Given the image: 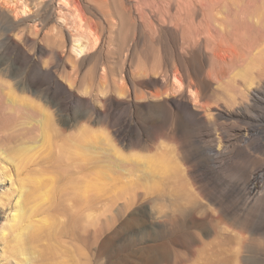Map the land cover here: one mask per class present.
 <instances>
[{"label":"rangeland","instance_id":"1","mask_svg":"<svg viewBox=\"0 0 264 264\" xmlns=\"http://www.w3.org/2000/svg\"><path fill=\"white\" fill-rule=\"evenodd\" d=\"M180 1L0 0V264H149L169 242L186 264H264V0H219L222 45L182 37ZM27 185L26 223L49 228L19 248L2 230ZM75 188L89 238L54 258L74 202L52 203Z\"/></svg>","mask_w":264,"mask_h":264},{"label":"bare ground","instance_id":"2","mask_svg":"<svg viewBox=\"0 0 264 264\" xmlns=\"http://www.w3.org/2000/svg\"><path fill=\"white\" fill-rule=\"evenodd\" d=\"M169 1L173 2V0H169ZM218 1L219 0H181L179 5H178V8H177L178 11L176 13V16H172L171 14H170V16L167 15V16H169L168 17L169 19L167 18V20H170V24H175V26H177L176 27L177 29L179 27L181 30L182 37L185 39L187 38V40H189L191 38L190 39L191 41L193 39H195V40L198 39V41L201 42L204 38L203 41H205L207 44L208 43L209 44L210 43L211 44L216 43L215 45H217V44L222 45L224 43V41H226V40H227L226 42L229 41L228 38L232 39L233 35L231 34V37H229L230 35H229V33H227L229 30H227L228 28L226 27V25L224 26L226 29L224 27H222V25H224V21L226 20V22H227V18L221 17L223 15V13H222V15H220V13L217 14L218 5L221 4L220 7H222V5H224V3L222 2L224 0L219 1V2ZM224 2L226 3V1H224ZM225 7H226V5H225ZM224 10H222V11L224 12ZM237 11L238 10H236V12ZM219 12H221V10ZM217 15H219V18H221L222 20L221 19L219 20ZM4 23H6V22H3V24ZM219 25H221L220 27L225 29V30L220 29ZM4 27H7V26L4 25ZM18 27L19 26H13L12 28L8 27L7 30L10 32H13V31H16L18 29ZM178 31H179V29H178ZM234 34H236V33H234ZM16 35L18 36V35H20V33L18 32ZM10 36L11 35L8 33L5 35L4 38L6 39L5 40L6 43L9 42L10 40H12V38H10ZM234 36L238 37V35H234ZM231 39H230V41H231ZM191 41L190 42L188 41L189 45H190ZM199 44H201V43H199ZM191 45H192V43H191ZM219 47H221V46H219ZM249 47H251V46H249ZM12 96L14 98L13 101H18L20 99V97H18V95H16V93H14V92L12 93ZM51 123H52L51 120H49L47 123H45V128L51 127V125H52ZM0 130H2L0 132L5 133V135H6V133L8 134L11 129L7 125L6 126L3 125V126H0ZM5 135L3 138H4V140H6L8 142L13 141L14 139H16V140L19 139V137H17L15 134H12L11 136H5ZM45 139H46V137H45ZM48 139H50V138H48ZM22 149L23 148H19V153H21ZM2 155H4V153H0V156H2ZM25 161L27 162V159H25ZM100 179H101V177H100ZM103 179H104V177H103ZM75 189L76 190L74 191V193H70V192L66 193L67 194L66 196H64V194L62 196H60L61 193H58L59 194V197L57 196L58 199L52 203V204H54L55 207H57L61 204L62 198H67L68 201L74 202L70 205V210H71L70 216L69 215L66 216L69 218L67 225L62 223L64 225H62L59 233H54V234L51 233L49 235V238L50 239L54 238L55 243H57V245L54 244V258L64 256V253H62V252L59 253V249H57L58 246H61V242L64 243V241H63L64 238L69 237V238H72L74 240L83 241V242H85L89 238V230H90L89 228L90 227L86 224V220L88 219V218H86L87 214H85L86 210H83V207H87L88 204H90V202L87 201V197H84V195H86L85 193L87 192V190L86 189L83 191L81 190L80 191L81 193H80L79 192L80 189H79L78 190L79 194H78L77 193L78 188H75ZM72 190H74V188ZM25 191H27V192H25ZM1 193H4V190L2 188L0 189V194ZM2 195L3 194H1L0 197H2ZM35 195H36V189L33 188V189L29 190L28 185H27L24 192L21 194V197L19 200L20 206H18V208H16V212L14 214H12L13 218L9 219L8 217L10 215L9 216L7 215L8 217L5 219L4 225L7 226V228H3L2 232L8 238L11 237L12 240L17 242L19 248H22L24 243L39 241L42 238L43 233L46 231V229L49 228V226L44 227V226H38V225L34 224V222H40V221H31V222L26 223L28 219H31L32 215L33 216L38 215L37 213H35L39 210V205L37 203ZM81 197H82V199L84 197V199L81 200ZM85 198H86V201H84ZM82 201H84V202H82ZM24 203H26L27 206H31V205L35 206V212H32L31 217L27 213L21 212L22 206ZM53 207H52V209H53ZM57 213H58V215H61L63 217V214L61 213V209L58 208ZM95 225L100 226L102 224L100 221H97L93 225L94 234L96 236H100L102 234V231H100V229L95 227ZM54 229H55V225H54ZM170 245L171 244L169 242V244L165 243L159 247H153L152 246V248L150 249L151 255H149V264H186V260H185V258L182 257V254L177 253L173 248L171 249L172 245L171 246ZM76 251H77V255L78 256L80 255L82 258L84 253L81 252V249H78ZM65 264H73V263L66 262Z\"/></svg>","mask_w":264,"mask_h":264}]
</instances>
